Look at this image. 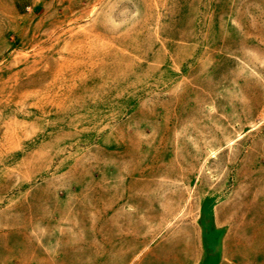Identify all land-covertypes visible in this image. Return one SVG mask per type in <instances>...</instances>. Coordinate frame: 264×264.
Returning a JSON list of instances; mask_svg holds the SVG:
<instances>
[{
	"label": "rangeland",
	"instance_id": "obj_1",
	"mask_svg": "<svg viewBox=\"0 0 264 264\" xmlns=\"http://www.w3.org/2000/svg\"><path fill=\"white\" fill-rule=\"evenodd\" d=\"M203 248L264 264V0H0V264Z\"/></svg>",
	"mask_w": 264,
	"mask_h": 264
},
{
	"label": "crops",
	"instance_id": "obj_2",
	"mask_svg": "<svg viewBox=\"0 0 264 264\" xmlns=\"http://www.w3.org/2000/svg\"><path fill=\"white\" fill-rule=\"evenodd\" d=\"M204 248L201 250V254H202V259H201V262L199 264H206V263H209L211 262V260H213L214 258H216L215 254H209V253H206V251L204 252ZM203 252V253H202Z\"/></svg>",
	"mask_w": 264,
	"mask_h": 264
}]
</instances>
